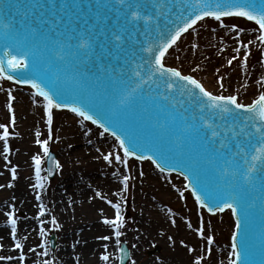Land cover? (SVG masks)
Listing matches in <instances>:
<instances>
[{
	"label": "snow or ice",
	"instance_id": "6c2138e0",
	"mask_svg": "<svg viewBox=\"0 0 264 264\" xmlns=\"http://www.w3.org/2000/svg\"><path fill=\"white\" fill-rule=\"evenodd\" d=\"M52 7L55 8V4ZM67 7L62 4L61 10ZM43 8V4L31 0L14 5L15 15L0 14V81L28 86L32 104L42 110L41 119L47 128L46 138H42L41 131H35L34 143L40 151L31 155L35 181L31 187L35 200L40 202L36 219L41 241L26 249L28 237L18 234L19 217L15 206H11L5 214V226L9 228V238L18 256L0 255V262L25 264L27 253L37 255V248L41 249L40 256H50L49 233L42 218L50 211L43 203V192L53 168L43 166L50 162L55 169L62 168L60 160L52 155L50 143L54 139L55 112L67 110L79 118L81 125L91 122L102 130L101 136L108 133L117 142L118 150L103 155L108 165L128 169L130 160L148 161L160 173H177L183 177L185 190L208 214L215 216L230 211L235 218V231L231 234L228 264H264V74L253 85L248 82L254 44L259 46L260 55L264 57V0H97L95 7L89 5L94 17L92 24L87 28L73 27L67 36L57 32L55 38L41 36L39 25L32 23L37 11ZM209 20L225 29L235 44L231 49L234 54L226 63L235 67L236 62L244 79L233 91L225 87L222 74L217 75L219 90L213 91L192 74L200 70L199 64L185 73L181 67L168 62L169 57L180 59L175 54L180 43L186 36H199V29ZM97 25H100L99 32ZM101 36L104 39L101 48L107 51L106 45L110 46L115 53L114 59L122 60L123 64L116 70L111 65L105 68L100 64L101 76L93 79L71 61L76 60L79 65L88 63ZM190 46L199 47L191 42ZM215 71L220 72L219 69ZM105 73L110 85L102 82ZM254 85L258 88L251 92L252 98L242 102L241 90L247 94ZM0 91H4L2 85ZM5 96L10 120L0 123V156L8 168L12 164L10 140L19 134L10 131L16 126L13 89H7ZM137 100L162 114V119L151 122L158 134L155 142L152 137L131 134L121 119ZM148 107L144 109L146 112ZM194 138L199 144L195 154L192 151ZM161 142L165 146L162 147ZM9 171L11 180H16L17 166L12 165ZM45 171L47 175L42 174ZM118 174L122 177L120 192H127L131 177L121 173L119 167L113 175ZM139 174L144 175L142 170ZM4 187L0 184V188ZM7 187L13 184L9 182ZM177 191L182 198L185 196V191ZM95 195L113 210L111 217L102 218L111 234L97 239L105 242L115 239L119 246L121 229L126 223L122 207L126 201L122 195L119 202L100 192ZM172 223L175 224V220ZM50 224L53 229L61 227L55 215L50 217ZM187 227L192 228L191 222ZM195 231L205 241L206 254L211 256L215 237L209 234L203 215ZM3 247L0 244V249ZM103 247L105 253L100 259L108 262V243ZM119 251L124 253L119 257L123 262L125 250L121 247ZM40 264L56 262L47 258ZM194 264H205V257L197 255Z\"/></svg>",
	"mask_w": 264,
	"mask_h": 264
},
{
	"label": "bare ground",
	"instance_id": "6f19581e",
	"mask_svg": "<svg viewBox=\"0 0 264 264\" xmlns=\"http://www.w3.org/2000/svg\"><path fill=\"white\" fill-rule=\"evenodd\" d=\"M207 22L211 24V28L215 29V31H212L211 29V33L208 31L205 32L196 41L190 39V41L184 47H182L181 52L183 48L186 49V54L190 59H193L192 61L194 63L199 64L200 67H202L210 75L217 76L219 73L215 71V67L211 68L210 65L206 64V60H208L206 57L209 55L212 56L216 53L218 55H233L234 53L231 51V49L235 46L233 45V41L229 39L225 29L219 27L214 21L209 20ZM186 38L188 39V36H186L183 41ZM190 42L197 43L199 47L195 49L191 48ZM225 46L228 47L224 48ZM221 48L225 49V51L221 52ZM234 65L236 66L232 68H235L236 72L232 73L231 75H233L232 81H235L233 83L236 84L234 86L235 88L239 85V82H242L243 79H238L236 77L237 73H240L242 70L240 69L239 65L236 64V62H234ZM218 69H220V67ZM255 80H257V77H254V80H252L249 84L253 85V82ZM206 81H203L206 87H208L210 90L218 91L217 88L212 86L214 84H212L211 79H206ZM10 88L13 89V95L16 96V100L13 103V105L15 106L16 126L15 129H11V131L19 134L16 136L19 137L21 142L19 143L20 146L19 144L15 145L16 149L9 155V159L11 160V162L17 166L18 175L16 180L13 181L9 178V180L5 179L3 172L6 169V161H4L3 157L0 156V184L5 185L4 188H0V208L4 209H0V212L3 213V211H8V208L10 209L11 206H15L16 214L21 216L18 221V234L20 236L28 237L27 241H25L27 249L28 247L36 246L38 242L37 240H40L41 238L39 236V220L36 219V215L38 212L37 206L40 202L35 200V195H33V198H31V194L33 192V188L31 187V185L33 184V167L32 163L29 160V157L34 153L40 151L37 149L38 146L35 143L33 144L31 142V139L35 138L34 133L36 130L41 131V133L44 135L42 124L43 120L41 119L43 113L41 109H37L32 104V101L30 99V92H27V95H22L21 93H19L20 88L16 86ZM255 89V86L251 87L248 94L251 95V92ZM2 93L3 92H1L0 95H2ZM1 97L3 96H0V99ZM4 104L6 105V102H3V104L1 103L0 105V109H2L3 112L6 108ZM60 115L65 116L61 121L59 136L62 149V152H60V156L62 157L61 160L64 161L66 166L76 168L79 166V169H81L82 171V177L84 180L80 182L77 174L75 172L69 174V171L63 176L61 183L55 190L57 196L54 195V197H49L46 194H43V203L50 211L52 210V212L57 216L58 223L61 225L59 230L62 239L59 242L61 251L58 254L57 258L58 264H72V254L77 255V264H107V262H104L100 259V256L105 253V249L102 244L108 243L109 247L107 249V254H110V252H116L117 250L113 249L115 240L113 239L111 241L105 242L98 240L97 237L103 236L100 234L104 233L107 235L111 234V230L107 225L103 224L101 217L102 215L112 216L113 210L111 208H108L107 206H104V203V205L98 203V201L102 202L103 199L97 197L96 195L94 200L98 201L94 202V204L86 202V199L89 200L87 196L89 192L94 191V193H96V187H100L99 191H101L100 193L102 194V196H118L117 191L118 185L120 184L118 181L119 174L113 175V173L116 171L117 167L120 168V172L122 168L120 165L116 164L110 166L103 160L104 154L109 151L118 150L116 148L117 142L113 137H111L110 134L102 136L107 137V140L102 142L103 138L99 136V132L101 131L98 132V129L89 122H85L84 125H81L79 123V118L75 115ZM6 117H9L8 114L6 115ZM4 121L6 120L4 119ZM83 127L87 129L91 128L92 131L83 133ZM85 142H87L88 145L85 146ZM97 149H99V151H97ZM0 151H2V145H0ZM146 163H148V161ZM64 169L66 170L65 167ZM153 174L160 175V173H157V169L154 167V165L150 163V168L147 169L146 175H144L143 177L146 182L145 185L148 189L146 199L142 201L141 205L137 203L138 200L136 201V203L139 204L141 208L147 211L148 217H152V220H154L157 224L161 223L164 225L166 222H170V219L156 215L155 208H152L151 206L148 207L149 202L151 203L152 201L151 197H153L150 194V191L153 190L152 187L157 188V186H159L156 182L157 180L155 181L153 179ZM160 176L164 177L165 180L162 181V185L159 186L157 190H154V193L158 195V197L154 196L155 199L159 201L168 199V196H170L171 199L173 198V200H175L176 195L174 193L176 191L174 189V186H171L168 179L173 178L179 186L180 183L185 185L186 181H184L183 178L181 179L176 176ZM9 182L13 184V187H7V184ZM131 185L133 186V183ZM179 188L180 190L183 189L182 186H180ZM171 189L174 193H172ZM59 192H67V194H64L61 198L62 203L59 202ZM47 202L49 203V206L47 205ZM101 209L104 210L103 213H101ZM197 209L198 206H196L195 203L193 210L185 213L184 215H177V217H179L177 224L179 230H177V232L172 231L174 235L182 239H187L190 237L189 233H191V231H195V229L198 227V219L195 220L194 218V214L197 212ZM97 215H99V218L97 217ZM226 215L227 212L223 216ZM216 217H219V215ZM180 218H183L184 221ZM230 218L232 222L231 224L228 223V218L223 219V221L221 222L225 227L230 225V231L233 232L235 228L234 220L232 219L231 215ZM42 219L45 220L46 227V224L48 225L49 221L46 219V216H44ZM189 222H191L192 228L187 227V224ZM209 224L210 219H207L206 226L208 228ZM5 225L6 220L0 213V237L4 238L0 239V244L4 245L3 249H0V254L16 256L17 252L13 250V242L9 238V228ZM149 235L151 234L149 233ZM193 235L196 241L192 243V245L194 247H196L195 245H199L197 247L198 255L204 256L202 245H200L199 241L200 238H198L199 235L196 231L195 233H193ZM133 238L137 243L141 244L144 243L145 238L147 237L143 234H135ZM214 248L215 249L213 253L215 260L210 264H220L221 261H223V264H228V253L231 251L230 243L226 242V239L224 238L222 241H220V243H217ZM36 252L37 255H33L31 252L27 253V255H30V257L26 259L25 264H40V262L42 261L39 255L40 248H37ZM195 257L196 255L194 254H176L175 256H172V264H194ZM0 264H16V262L3 261Z\"/></svg>",
	"mask_w": 264,
	"mask_h": 264
},
{
	"label": "rangeland",
	"instance_id": "374dc122",
	"mask_svg": "<svg viewBox=\"0 0 264 264\" xmlns=\"http://www.w3.org/2000/svg\"><path fill=\"white\" fill-rule=\"evenodd\" d=\"M207 29V30H206ZM211 24L209 22H207L205 24L204 27L199 29V36H188V39L186 38L181 44L180 46L176 49V53L180 56L179 60L174 59L173 57H169L168 58V62L169 64L173 65V66H177V67H181L183 69V71L185 73L190 72V69L192 67H195V65H197L196 63H194L192 60L188 57V55L186 54V49L183 48L182 52L181 49L182 47H184L189 41L190 39L193 41H196L197 39H199V37L201 35H203L205 32H210L211 33ZM249 31H251V29H249ZM213 33V32H212ZM235 46V44H233ZM228 46H225L224 48H227ZM252 52L253 55L250 57L249 59V66H248V72L250 73V76L248 77V82L251 83L252 80H254V77L257 79H259V77L264 74V57H262L260 55V49L259 46L257 44H254L252 47ZM231 55L228 54H222V55H218L213 54L212 56H207L206 58L208 60H206V64L210 65V67H215V69H218L220 67V72L219 74H222L225 78V87L229 90V91H233L235 90L237 87L234 88V86L236 84H234L232 81L233 79V75H231L232 73L236 72L235 68H232L230 66L227 65L226 61L227 59L230 57ZM188 60V61H187ZM241 69V68H240ZM194 75L197 76L198 79H200L202 82L206 79H211L212 86H214L215 88L218 89L217 87V76H213L210 75L209 73H207L202 67H200V70L192 73ZM238 79H244L243 76L240 73H237L236 76ZM207 82V81H206ZM0 85L3 86L4 91H0L3 92L0 99V105L1 103L3 104V102H6V96H5V92L7 89H9L10 87H13L11 84L6 83L4 81H0ZM256 87V89L258 88V86L254 85ZM219 90V89H218ZM242 95H241V101L242 102H248V100H250L252 97L251 95L247 94H243V90H241ZM19 93H21L22 95H27V92L25 90H20ZM227 94V92L225 93ZM14 103V102H13ZM5 105V104H4ZM6 106V105H5ZM15 108V106H14ZM8 114L9 117H6V115ZM16 115V114H15ZM64 115H60V114H55V121H54V126H53V130H54V139L53 141L50 143V149L57 155L58 160H60L62 168L61 169H57V174L54 178V180H47L46 184H45V190L43 192V194H46L49 197H54V195L57 196L56 194V189L58 188L59 184L61 183V180L63 178V176L65 174H67L69 171V174L72 172H75L77 174V177H79L80 182H82L84 179L82 177V171L81 169H79L80 167L78 166L76 167H69L66 166L64 161L61 160V156H60V152H62L61 149V143H60V139H55V137H59L60 136V126H61V121L64 119ZM4 119L6 121H4ZM10 120V113H8V111H6V108L4 109V112L2 111V109H0V123H7ZM21 120V118H20ZM43 124V131H44V135L43 138H46L47 136V128L46 125L44 124V122H42ZM86 129V131H85ZM82 130L84 131L83 133H88L87 128L83 127ZM11 131V128H10ZM98 134V133H97ZM99 136L100 133H99ZM102 137V136H101ZM34 138V136H33ZM102 142L107 140V137H102ZM34 139H31V142L34 144ZM21 142V140L19 139L18 136L14 135V137L10 140V145L12 147V152H14L15 145L19 144ZM89 142V141H87ZM85 142V146L88 145V143ZM20 146V144H19ZM38 150L39 147L37 148ZM35 154V153H34ZM29 160L31 162V156L29 157ZM106 162V161H105ZM32 163V162H31ZM14 165L13 163L11 165L8 166V168H6L4 170V176L5 179H11V174L9 173V169L11 168V166ZM64 167L66 168V170L64 169ZM122 170L121 173L123 174H128L130 175L131 179L129 181V189L127 192H120V190L122 189V184H121V179L122 177H120L118 175V181H119V185H118V191L117 193H120L118 196H113V195H108L107 198L108 199H112L116 202H119L121 199V195L123 196L124 201H126V203H124L122 205L123 207V215L126 218V223L125 226L121 229L123 232V235L121 237V244L122 242L126 243L130 250L132 251V257L131 260L128 264H172V256L177 255H182V254H190V255H198V250L197 247L199 245H195L196 247H194L192 245V243H194L196 240L194 239V235L193 233H195V231H191V233H189V238L187 239H182V238H178L176 235H174L172 233L173 232H177V230H179L178 228V220L179 217H177L178 214H185L187 212H190L191 210H193L194 208V204L193 201L191 200L190 196L185 192V200L180 196L179 192L177 191V189H180L179 185L174 181V179L169 178V182L171 184V186H174L175 189V193L172 191V193H174L175 196V200H173V198L171 199L170 196H168V199H164V200H159L157 201L155 199L154 196L158 195L156 193H154V190H157V188L159 186L162 185V181H164V177H161L159 174H153V179L157 182V184L159 186H157V188H153L152 187V191H150V194L153 196L151 197L152 201L151 203L149 202V206L148 207H154L155 208V214L159 215L160 217H166L170 219V222H166L164 225L163 224H157L154 220H152V217H148L147 216V211L144 210L143 208L140 207L141 203L143 200L146 199V195H147V187L145 185V179H143L144 175H146V171L148 168H150L149 164H137L134 163L132 161H130V167L128 169H124L121 166ZM143 171L144 175L141 176L139 173L140 171ZM43 175H46L45 173H42ZM9 175V176H8ZM70 177V176H69ZM155 177V178H154ZM34 178V177H33ZM8 179V180H9ZM32 183H34V181H32ZM133 183V186L131 185ZM77 184V183H75ZM74 184V186H75ZM178 185V186H177ZM100 187H96L95 190H97L96 192H101L99 191ZM183 191V190H182ZM64 194H67V192H59L58 195L60 197L59 202H61V198L63 197ZM95 194L94 191H91L87 194L89 200L86 199V202H90L91 204L94 202H97L98 200H94L95 199ZM33 195H35V191L33 189V192L31 194V198H33ZM92 195V196H90ZM149 195V196H151ZM154 198V200H153ZM138 200L137 204L136 201ZM62 203V202H61ZM101 205L107 206L108 208H111L106 202L105 200H103L102 202H99ZM104 203V204H103ZM47 205L49 206V203L47 202ZM138 206V208H137ZM1 209V208H0ZM157 209V210H156ZM169 209H171V212H169ZM1 210H4L3 208ZM8 210H10L8 208ZM152 211V210H149ZM7 211H3L0 212L2 214V216L5 218V214ZM201 214L205 217V213L201 212ZM52 215H55L52 210L46 214V219L49 221V224L46 225V230L48 231L49 235H48V241H49V247H50V236L52 234H56L57 236V241H56V247L55 250L50 252V256L49 257H43L40 256L41 259H47V258H52L55 260L56 264H58V254L60 253V249L61 247L59 246V242L61 241L62 237H61V233L59 229H53L51 224H50V217ZM17 216L20 218L21 216L17 214ZM56 216V215H55ZM99 215H97L98 217ZM103 216H107V215H102L101 220L103 218ZM108 217H111L110 215H108ZM57 218V216H56ZM99 218V217H98ZM194 218L195 220L199 219V214L195 213L194 214ZM228 218V223L231 224V218L229 216V214H227L226 216H219L218 218H210V224H209V234H212L215 237V241L217 243H220V241H222L224 238L226 239V242L229 243V237H230V225H228L227 227L222 225L223 219ZM183 219V218H180ZM175 220V224L172 223V221ZM19 221V220H18ZM58 221V219H57ZM184 221V219H183ZM111 232V231H110ZM149 233L151 235H149ZM135 234H143L145 235L147 238H145L144 243H137L134 240V235ZM191 234V235H190ZM100 235H107V234H100ZM169 237H171V239H169ZM115 240V239H114ZM37 244L40 243V240H37ZM181 241H184L183 244H181ZM200 241V245H202V250L204 252V257H205V264H210L212 263V261H214V253H212L211 256H208L205 252V241L204 240H199ZM121 244L118 246L116 245V243L113 244V249H117L116 252L112 251L110 252L109 256H110V260L107 262V264H119V257H120V246ZM103 245V244H102ZM160 247V252L155 253L152 256H149L148 253L155 251L154 248L155 247ZM189 248L194 249V251L189 252ZM51 249V247H50ZM17 252V251H16ZM41 252V250H40ZM214 252V251H213ZM72 254V253H71ZM1 255V254H0ZM16 256H18V252L16 253ZM30 256H27V258H29ZM71 262L72 264H77V255L76 254H72L71 256ZM1 263V262H0ZM28 263V262H27ZM219 264V263H216Z\"/></svg>",
	"mask_w": 264,
	"mask_h": 264
},
{
	"label": "water",
	"instance_id": "95a60500",
	"mask_svg": "<svg viewBox=\"0 0 264 264\" xmlns=\"http://www.w3.org/2000/svg\"><path fill=\"white\" fill-rule=\"evenodd\" d=\"M54 3H55V8L52 7L51 10L48 11V14L46 15V17H44L45 16L44 13H39V10H38L37 11V18L32 19V23L39 25L41 36L47 35V36H51V37L55 38L57 32L64 33L65 36H67V34L69 33L67 24L60 26V25L56 24V20H55L56 17H60V15L58 14V11H59V9H61L62 4L68 5V7L65 8V10L67 12L70 11V9H68V8H71L72 11H75L76 9H78V11L82 12L83 14H87V13L90 14L87 16L88 21H92V23L94 22V17L91 14V12H89V5H92L93 7H95L97 0H55ZM11 9L13 11V8H11ZM44 10H45V8H44ZM2 12H3V10H0V13H2ZM52 12H54L53 15H51ZM9 15H11V14H9ZM54 15H56V16L54 17ZM16 19L19 20V17L17 16ZM108 23L110 24L111 20H109ZM53 25H54V27H53ZM101 37L99 38V40H101ZM103 43H104V41L102 43H100V45ZM106 47H107V51H105L100 46L96 52L92 53L91 58L93 57V55H97L98 58H105L106 57V58H108V61L111 64L113 63L114 60H118V65H120L122 60L114 59L115 53L113 52V49L107 45H106ZM109 52L113 53V54L109 55ZM121 55H123V54L121 53ZM111 57H113V58H111ZM109 62L104 65L105 68H107L110 65ZM71 63L75 67L79 65V64H77L76 60H72ZM88 63H89L88 67H90L91 61H89ZM112 67L114 70L120 68V66L116 67L114 65H112ZM104 77L105 78L103 81L106 82L107 78H106V76H104ZM135 104H133V108L137 111V113H139V116H143V118L154 119L157 117L156 119H158V117L160 116V113H158L157 115L154 116V114L151 113L150 108L146 104L143 105L142 103H138V102H135ZM145 107H148L147 112L144 110ZM152 109L156 110L154 107ZM136 117H137L136 114L134 112L131 114V111H130V112H126L125 114H123L121 119L124 121L125 124H127V122H130V124L133 125L135 123ZM149 132H151V130ZM196 141H197V139L194 138L193 142H196ZM198 148H199V144L197 143L195 145V151H197Z\"/></svg>",
	"mask_w": 264,
	"mask_h": 264
}]
</instances>
